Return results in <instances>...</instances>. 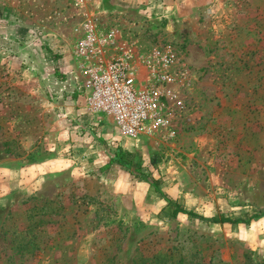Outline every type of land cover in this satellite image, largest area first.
<instances>
[{"label": "rangeland", "instance_id": "374dc122", "mask_svg": "<svg viewBox=\"0 0 264 264\" xmlns=\"http://www.w3.org/2000/svg\"><path fill=\"white\" fill-rule=\"evenodd\" d=\"M85 20L100 58L140 79L155 49L181 58L164 123L134 140L104 117L99 132L84 126L81 150H45L63 116L39 101L59 96L42 72L64 62L33 31L75 64ZM117 146L138 173L101 169ZM49 155L100 169L31 162ZM168 200L249 223L171 217ZM0 264H264V0H0Z\"/></svg>", "mask_w": 264, "mask_h": 264}, {"label": "built area", "instance_id": "2783aa9c", "mask_svg": "<svg viewBox=\"0 0 264 264\" xmlns=\"http://www.w3.org/2000/svg\"><path fill=\"white\" fill-rule=\"evenodd\" d=\"M88 1L74 0V3L83 8ZM90 21L83 22L77 38L74 52L80 59L75 64L67 63L66 49L59 51L60 44L54 38L36 31L33 35L46 47L55 48L54 53L60 54V60L70 67L83 110L81 115L90 114L92 126H98L106 117L120 138L134 140L155 131L164 123V100L172 95L171 85L176 80L175 69L181 58L174 50L155 49L144 58V76L140 79L125 59L103 61L100 58L98 53L103 42L94 34Z\"/></svg>", "mask_w": 264, "mask_h": 264}, {"label": "crops", "instance_id": "0c3cea01", "mask_svg": "<svg viewBox=\"0 0 264 264\" xmlns=\"http://www.w3.org/2000/svg\"><path fill=\"white\" fill-rule=\"evenodd\" d=\"M45 66L47 67V69H45L44 72H42L43 67L42 66L40 67V71L42 72V77H43L42 80L43 84L46 86V90L54 91L55 93H58L59 96L56 97V100L53 99V101L51 102L49 101V103L48 100L44 98L39 99V101L40 102L46 101L41 104H45V105L47 104L48 105V107H46L47 111H51L52 114L55 115V118L59 117V115L63 116L60 117L61 124H57L56 126L54 125V127L50 130L49 140H52L51 141L52 143L51 142L46 143L45 150L54 151L55 149H59L60 147L62 148L63 146H65L63 149L65 148L70 149L71 147L74 149L76 148L80 149L81 143L77 144L75 142V139H80L81 141V134L84 132L83 130H85L84 128L86 126L94 130L95 129L99 130V125L92 126L89 123L91 122L90 114L81 115L83 110L78 102V92L75 89L74 76L72 73H70V67L63 65L61 62H59L58 67L53 66L50 68V65L49 66L45 65ZM63 67L64 70L65 69L69 70L68 74L64 73L62 69ZM70 91L72 92V94L68 95ZM65 95H68V97ZM55 118H53L54 121ZM63 133H65V138H66L65 141L61 140V138L63 137ZM59 158L57 156L51 157V155H49V157L47 156L46 158H40L31 162L32 164L40 166L41 164L58 161L59 164H61L59 168H60V173H62V175L64 174V172L66 173L65 170H70V172L72 173H79L83 168L86 170L100 169V167H97V165L94 162H88V160L85 162L84 161L81 162V160H78V162H76L73 160L71 162V160L69 159H61V158L59 159ZM53 174L54 176L57 175V173H53ZM46 175L47 172H43L42 175H40V177L35 179V185H37L40 188L45 181L44 179H48L47 177H45ZM3 180H4V184L9 185L6 179Z\"/></svg>", "mask_w": 264, "mask_h": 264}, {"label": "trees", "instance_id": "16d2710c", "mask_svg": "<svg viewBox=\"0 0 264 264\" xmlns=\"http://www.w3.org/2000/svg\"><path fill=\"white\" fill-rule=\"evenodd\" d=\"M135 153L128 152L124 150L121 146H117L112 155L110 156L107 164H105L101 169H106L108 165H111L113 163H116L118 165H121L122 167H126L129 171H132L134 173H138L139 168H141L140 161H135ZM168 205L170 208V215L171 217H176L178 214H186L189 217H197L199 219H203L206 221L211 222H230V223H249V219H243V218H227V217H220L219 219L216 218H205L204 216H201L197 214L196 212H193L192 210H187L182 205L178 204L175 201L168 200Z\"/></svg>", "mask_w": 264, "mask_h": 264}]
</instances>
